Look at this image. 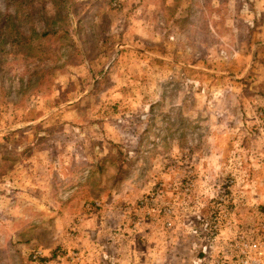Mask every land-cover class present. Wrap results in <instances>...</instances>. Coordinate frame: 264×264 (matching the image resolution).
<instances>
[{"label":"rangeland","instance_id":"obj_1","mask_svg":"<svg viewBox=\"0 0 264 264\" xmlns=\"http://www.w3.org/2000/svg\"><path fill=\"white\" fill-rule=\"evenodd\" d=\"M263 211L264 0H0V264H241Z\"/></svg>","mask_w":264,"mask_h":264},{"label":"built area","instance_id":"obj_2","mask_svg":"<svg viewBox=\"0 0 264 264\" xmlns=\"http://www.w3.org/2000/svg\"><path fill=\"white\" fill-rule=\"evenodd\" d=\"M217 192H218V199L215 202L216 204H222L223 208H221L220 210L218 209V211H216V214H211V220L209 221V230L211 233H216L217 230L219 229L218 227L219 218H222V220H224L227 215L225 208L227 201L226 199H224L225 188L219 187ZM164 213L165 214L172 213V210L169 207H165ZM162 222L165 227H169L172 224L171 219H166L163 220ZM139 223H140L139 220L133 221V224L135 226L138 225ZM261 229L264 231V216L261 222ZM231 246H233L236 249H239L238 242L231 244ZM242 246L248 248L249 252H251L250 255L251 257L244 259L240 258L241 264H264L263 249L256 240H251L250 242L243 243ZM42 256H43L42 251L40 249H35L30 254V261L32 262V264H47L43 259L41 260ZM213 264H224V263L220 259L216 258L214 259Z\"/></svg>","mask_w":264,"mask_h":264}]
</instances>
